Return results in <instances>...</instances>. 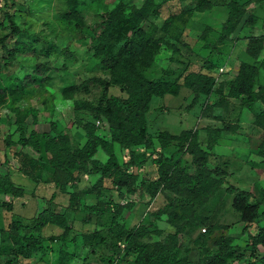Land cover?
<instances>
[{"label": "rangeland", "instance_id": "rangeland-1", "mask_svg": "<svg viewBox=\"0 0 264 264\" xmlns=\"http://www.w3.org/2000/svg\"><path fill=\"white\" fill-rule=\"evenodd\" d=\"M8 1L14 8L11 15L19 34H10L9 23L0 11V88L7 92V97L0 100V162L7 161V166L0 165V174L9 173L12 181L24 189V196L19 199L0 196V264H134V254L124 255L122 247H118L108 234L111 215L106 213L100 216L86 209L96 204L101 210L103 202L110 198L106 192L85 194L95 182L93 177L81 175L75 188L70 191L71 195L76 194L79 198H76L75 209L67 208L68 195L57 194L54 205H50L52 171L46 163L48 156L42 154L43 161L33 166L31 158L35 155L30 150L16 146L6 148L3 140L8 134L16 138V117L27 115V110L31 108L37 112L35 130L39 134L49 132L50 125L54 124L56 133L69 137L72 149L82 146L84 133L75 127L74 121L92 122L94 111L105 99L109 96L125 97L117 88L111 87V73L102 68L94 57L92 46L102 32V17L117 5L125 6V13H129L141 7L145 0H78L73 6L68 5L66 0ZM152 1L154 4L162 2ZM234 1L243 5L248 14L256 16L258 22L253 29L242 26L215 49L213 47L221 25L227 18L225 8L187 15L181 13L183 4L171 1L162 5L158 17H151L140 25L149 41L157 42L159 46L151 66L143 72L145 78L182 83V77L187 73L203 72L216 80L213 91L208 96H200L198 104L190 112L185 108L191 103L193 94L186 88H182L177 97L165 95L150 100L146 115L147 136L153 139L157 152H160V148L156 137L163 131L179 135L182 131L197 130L199 142L204 145L203 130L207 127L234 123L242 127L238 134H223L213 150L214 155L209 159L210 168L226 170L227 183L206 204L196 208L197 214L208 221L203 226L186 230L184 234V247L177 259L187 264H204L206 256L216 253L215 244L221 237L231 238L236 250L246 256L244 261L229 264H248L254 259L246 251L247 235L255 234L258 226H264V220H259L258 226L254 224L243 232L244 225L231 208L232 196L225 193L227 185L249 191L257 199H261L260 190L264 191V165L257 153L258 145L264 138V122L258 117L263 105L255 99L259 87L264 85V71L259 73L251 101L245 97L238 100L228 97V83L233 80L237 67L241 63L255 64L245 53V45L250 36L264 39V0ZM2 6L3 1L0 0ZM72 7L81 18V31L73 29L65 20ZM169 18L171 22L167 24L165 21ZM125 31L126 27L122 25L112 35L114 44L109 50L110 54H115L125 39L130 37V33ZM2 39L13 52V58L3 51ZM66 53L72 55V60L66 57ZM263 57L264 50L258 61ZM204 62L210 63L209 70L203 67ZM38 64L49 67L48 82L21 90L19 82L35 71ZM106 84L109 87L105 88ZM70 87H74L75 91L68 98L64 90ZM31 121L30 116L24 120L23 128L27 133L33 129ZM96 126L99 135L108 138L107 125L96 123ZM114 148L119 162L125 165L129 160L127 150L118 144H114ZM176 150V144H173L163 150V154L166 157L173 155L189 174H193L195 170L191 157L175 154ZM153 159L141 168V172H136L144 182L154 181L158 177V168ZM108 184L105 182L106 187ZM111 194L115 203L126 206L120 215L126 228L143 225L162 231V235L153 234L150 240H144L149 245L163 243L166 235L173 234L183 224L180 221L171 226L165 215L159 221L154 219L153 214L168 201L177 207L183 199L165 189L151 203L143 188L133 195L115 189ZM3 204H11V209L3 207ZM129 205L131 207H127ZM48 207L66 213L72 224V232L64 243L52 241L50 239L62 231L47 226L39 235L43 248L39 252L23 239L31 234L28 226L32 219ZM263 209L264 204L260 211ZM14 222L21 224L18 230L12 228ZM210 227H214V231L207 242L202 243V235ZM93 232L105 238V243L89 246L83 236ZM258 252L259 257L264 256L262 248ZM61 254H70L73 259L63 261Z\"/></svg>", "mask_w": 264, "mask_h": 264}, {"label": "trees", "instance_id": "trees-1", "mask_svg": "<svg viewBox=\"0 0 264 264\" xmlns=\"http://www.w3.org/2000/svg\"><path fill=\"white\" fill-rule=\"evenodd\" d=\"M2 1L3 6L0 7V11L3 12L9 23L10 34H19L11 15L14 11L13 6L8 0ZM66 1L68 5L73 6L78 0ZM171 1L183 4L181 13L187 15L209 12L218 7L227 10V18L221 25L213 49L224 44L242 26L253 29L258 22L256 16L248 14L244 6L234 0H162L161 4L145 0L141 7L132 9L129 13H125V6L117 5L104 13L102 32L92 48L94 57L101 67L111 73V87L117 88L125 97L109 96L105 99L103 104L94 111L92 122L74 121L75 127L81 129L85 137L83 145L77 149L71 148V142L67 135L56 133L54 124L50 125L49 132L39 134L35 130V126L38 124L37 112L31 108L27 110V115L16 117L14 122L16 138L12 134H8L3 140L6 148L16 146L21 149H29L37 156V158H31L34 161L32 162L33 166H37L38 162L43 161L42 154L48 156L46 163L52 171L51 183L57 193L69 196L68 209H75L78 196L73 193L71 195L70 191L75 188L81 175L98 176L85 193L87 195L101 192L110 194L114 189L124 190L127 194L133 195L139 188H143L149 195L150 203L162 189L183 197L177 207L172 201H168L162 209L153 214L154 219L158 221L165 215L167 223L171 226L177 222H183L173 234L166 235L163 243L155 242L153 245L145 243L144 240H150L153 234L162 235V231L151 230L150 226L143 225L126 228L120 222L121 211L126 206L115 204L111 199H108L103 202L104 206L101 210L96 204L86 208L100 216L106 213L111 215L108 234L118 247H122L121 251L124 255L134 254V264H187L184 260L177 259V255L184 247V234L186 230L203 226L208 221L197 214L196 208L206 204L227 183L228 173L226 170L220 167L210 168L209 159L214 155L213 150L223 134H238V131L242 129L239 123L207 127L203 130L204 145L199 142L197 130L182 131L179 135H171L163 131L156 137L160 152H157L153 139L147 136L146 115L149 112V102L152 98H162L165 95L177 97L180 90L186 88L193 94L191 103L185 108L187 112H190L198 104L199 97L208 96L216 86L215 78L203 72L187 73L182 77V83L161 79L148 80L144 77L143 72L151 66L159 46L157 42L149 41L140 25L151 17H158L162 5ZM65 20L70 26L72 25L73 29L82 30L81 18L73 7L66 14ZM165 22L168 24L171 22V18ZM122 25L126 27L125 32H129L131 38H126L118 51L115 54H110L109 50L114 44L112 35ZM4 42L5 39H2L3 51L9 58H13V52L5 46ZM17 45L23 46V44ZM263 50V37L250 36L247 38L245 53L255 61V64L241 63L237 67L233 80L228 83V97L236 100L245 97L251 101L259 73L261 70L264 71V57L258 61ZM66 57L72 60L71 54L66 53ZM203 67L209 70L211 65L204 62ZM48 72L49 67L45 64H38L35 71L19 82V88L25 91L33 86L46 84ZM107 87H109L108 84L105 88ZM74 91L75 88L70 87L64 90V93L69 98V95ZM257 94L255 99L263 105V111L259 113L258 117L264 122V85L259 87ZM5 97H7L6 90L0 88V100ZM28 116L31 117L33 129L27 133L23 124ZM96 123L107 125L108 138L99 135ZM258 124L260 126V123ZM114 144L127 150L129 160L125 165L119 162ZM173 144H176L175 154L191 157V164L195 170L193 174H189L181 166L179 159H175L173 155L166 157L163 154V150ZM98 151L105 155L104 162L95 159ZM257 151L258 157L264 165V138L258 145ZM154 156L156 159H153ZM151 159L158 168V177L154 181L144 182L135 172H128L130 168H142ZM0 165L7 166V161L0 162ZM105 182L109 183L107 187ZM225 193L232 196L231 208L244 225L243 232H246L248 227L254 224L258 226L257 221L264 220V209L260 211L264 204L262 189L260 190L261 199H257L249 191L239 190L232 185H227ZM0 196L19 199L24 196V189L12 181L9 173L0 174ZM55 199L56 193H53L48 203L54 205ZM2 206L7 207L8 210L11 209V204ZM127 207H131V205ZM87 221L90 223V220ZM49 225L62 231L60 235L52 237L50 240L61 243L68 240L72 232V224L68 221L66 213H57L52 207L42 210L32 219L31 225L28 226L31 234L24 237L23 240L26 244L34 246L36 251L42 252L39 235ZM20 227L19 222L13 223L14 230H18ZM213 231L214 227H210L204 232L202 243L207 242ZM83 240L90 246L97 243L104 244L106 239L98 232H93L83 236ZM215 247L216 253L206 256L204 264H229L230 262L244 261L246 258L245 253L236 250L233 240L229 237H221ZM259 248L264 251V226H258L255 234L247 235L246 251L248 250L249 257L254 259L248 264H264V256L259 257ZM60 259L71 261L73 256L61 254Z\"/></svg>", "mask_w": 264, "mask_h": 264}, {"label": "crops", "instance_id": "crops-1", "mask_svg": "<svg viewBox=\"0 0 264 264\" xmlns=\"http://www.w3.org/2000/svg\"><path fill=\"white\" fill-rule=\"evenodd\" d=\"M229 134V133H228ZM220 139H221V137H220ZM219 139V140H220ZM21 149V148H20ZM26 149V148H25ZM23 150V149H22ZM27 150H29V149H27ZM128 153V152H127ZM47 156V155H46ZM102 157H104V158H102ZM155 157V156H154ZM32 158H37V156H33ZM46 159H48V158H46ZM95 159H97V160H100V161H102V162H104L105 161V155L101 152V151H98V153L96 154V156H95ZM137 170H138V172H141L142 171V169L140 168V169H134V168H130L129 170H128V172L129 173H132V172H137ZM4 174H7V173H4ZM137 174V173H136ZM95 180L98 178V176H94L93 177ZM51 185H52V190H51V192H50V197H51V195L53 194V193H56V195L57 194H59V193H57L56 192V190H55V188H54V186H53V184L52 183H50ZM113 191V190H112ZM112 191H111V193H112ZM109 194V199H111V201H113V203H115L114 202V199H113V197H112V194ZM49 197V198H50ZM55 201V200H54ZM55 203V202H54ZM115 204H117V203H115ZM55 212H57V213H65L64 211H55ZM110 215V214H109ZM120 219H121V221L120 222H122L123 224H124V222L122 221V218L120 217ZM132 228V227H131ZM129 229V228H128Z\"/></svg>", "mask_w": 264, "mask_h": 264}]
</instances>
